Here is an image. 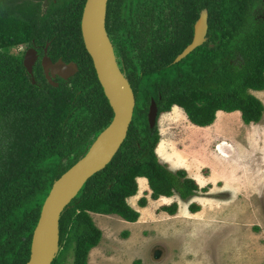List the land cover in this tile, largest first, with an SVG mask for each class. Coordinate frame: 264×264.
<instances>
[{
  "label": "trees",
  "instance_id": "obj_1",
  "mask_svg": "<svg viewBox=\"0 0 264 264\" xmlns=\"http://www.w3.org/2000/svg\"><path fill=\"white\" fill-rule=\"evenodd\" d=\"M86 1L0 0V264L27 263L53 182L87 152L113 118L83 41ZM260 1L109 0L114 32L122 15L126 22L133 13L144 20L141 37L153 59L142 78L135 79L138 101L126 139L62 213L61 257L52 264H62V256L70 250L73 264H88L90 250L102 239L91 212L138 221L141 213L128 198L138 193L139 177L147 179L153 200L176 194L187 200L209 191L210 186L201 187L185 169L173 171L160 160L159 128H151L148 121L151 98L157 102L158 118L177 105L197 126L213 124L220 110L240 111L246 124L260 122L264 104L250 92L264 89V19L252 13ZM200 10L209 12L208 41L191 54L193 60L188 56L168 66L161 59L169 49L190 42L194 22L190 14L194 12L196 19ZM256 23L262 25L255 27ZM33 40L42 48L50 41L47 54L54 61L78 64L70 82L58 77L59 86L49 83L39 61L33 83L23 55L11 51L21 43L31 46ZM116 52L120 58L118 47ZM163 64L164 69L154 71V65ZM138 203L146 207L147 197ZM201 208L196 202L189 205L192 213ZM178 209L177 201L159 207L171 215Z\"/></svg>",
  "mask_w": 264,
  "mask_h": 264
},
{
  "label": "rangeland",
  "instance_id": "obj_2",
  "mask_svg": "<svg viewBox=\"0 0 264 264\" xmlns=\"http://www.w3.org/2000/svg\"><path fill=\"white\" fill-rule=\"evenodd\" d=\"M12 50L22 53L23 48ZM250 92L264 104V89ZM157 125L160 160L173 171L185 169L210 189L187 200L177 194L153 200L147 179L138 180L139 191L128 201L147 197L146 215L139 224L120 222L103 229L97 217L104 214L94 213L107 239L90 250L92 264H264V115L246 124L240 111L220 110L213 124L202 127L175 105ZM174 201L180 203L178 215L162 216L159 207ZM192 202L203 206L200 215L191 214ZM155 245L169 253L165 263L153 260ZM73 257V250L65 252L62 264H72Z\"/></svg>",
  "mask_w": 264,
  "mask_h": 264
},
{
  "label": "water",
  "instance_id": "obj_3",
  "mask_svg": "<svg viewBox=\"0 0 264 264\" xmlns=\"http://www.w3.org/2000/svg\"><path fill=\"white\" fill-rule=\"evenodd\" d=\"M107 5L108 0H87L81 19V31L85 48L92 58L98 80L112 107L113 118L99 132L87 152L53 182L33 232L30 258L26 264H52L61 250L60 219L63 211L87 180L111 162L126 139L134 117L135 94L128 77L119 66L114 44L107 32ZM207 31L208 12L204 10L195 23L193 40L176 57L175 62L180 61L202 45L207 40ZM37 58L38 55L34 49H29L24 57V65L32 74L33 83H35L33 65ZM42 65L47 80L54 86L59 85L54 81V77L57 75L68 79L79 70L76 62L67 63L63 59L53 62L47 54L42 58ZM158 111L157 102L153 98L148 111L151 128L155 127L158 122ZM168 255L169 253H166L164 247L154 246L153 260L162 263L161 259L163 258L165 263Z\"/></svg>",
  "mask_w": 264,
  "mask_h": 264
},
{
  "label": "flooded vegetation",
  "instance_id": "obj_4",
  "mask_svg": "<svg viewBox=\"0 0 264 264\" xmlns=\"http://www.w3.org/2000/svg\"><path fill=\"white\" fill-rule=\"evenodd\" d=\"M109 5L110 4H109V0H108L107 16H106L107 32H108V34H109V36H110V38L112 40V43L114 44L115 50H116L117 47L119 49V55H120V58H118L119 66H120L121 70L126 74V76L128 77V79L130 81V84H131V86L133 88V91H134V94H135V100H136V103H137V101H138V94H137L138 91H136L137 85H136L135 79L142 78V76L144 74V71L148 69L147 66L150 65L151 60L153 59V57L150 56V53L146 49H144V47L146 46V43H145V41H142V37H141L142 36L141 24L144 22V20H142L135 13H133V17L129 16L128 17V22H126V21H124V17L122 15L116 21L117 31L114 32L113 31L114 23H112L113 22L112 21V17L110 16V14L108 15ZM46 7H47V5L44 4L43 9H45ZM203 11L204 10H200V12H199V14H198L196 19H195L196 14L194 12L190 14V18L194 19L193 31H192V39L190 40V42L193 40V37H194L195 23L197 22L198 18L200 17V15H201V13ZM252 13H257V17L256 18L264 19V0H261L253 8ZM140 20H141V22H140ZM208 20H209V12H208ZM147 23H148V21H145V25H147ZM153 23L157 25V22L153 21ZM261 25L262 24L259 25L258 23H256L255 27H260ZM208 27H209V23H208ZM114 38L119 42L118 46H116ZM207 41H208V39H207ZM48 43H49V45L47 46ZM189 43H187L184 47H181V45H180V47H173L172 49H169L167 51L165 57L163 59H161V60H164V62H167L168 66H172V64L182 63V61L184 59H186L188 56H190L189 60H193L194 56H192L191 54L195 53L196 49L199 48L200 46H202L203 44H205V42L202 45L198 46L196 49H194L191 53H189L185 57H183L180 61L175 62L176 57L180 53L183 52V50L188 46ZM211 44H213V43H210V45ZM49 46H50V41H47V43L42 48L40 44H37L35 42V40H33V43H32L31 46H27V44H22L21 43L18 46L13 47V48H17V47L23 48L22 53L14 52L12 49H11V51L14 54H16V55H23V63H24L25 54H26V52L29 49H34L36 51V53L38 55V58H37V60L35 61L34 65H33V75L35 76V74H34L35 68L37 67L39 61H40L41 65H42V58H43V56L45 54H47V51H48L47 50L45 52V49H46V47L48 49ZM41 51H43V52L41 53ZM175 52H177V54L172 60L171 56ZM116 54H117V52H116ZM117 56H118V54H117ZM51 60L53 62H55L52 58H51ZM165 64H163L160 67H158L159 65H154L155 66L154 71H156V69H164L165 68ZM151 66H152V64H151ZM42 68H43V65H42ZM42 70H43V73L45 74L44 68ZM30 75L32 77V74H30ZM74 76H71L68 79H63V78H61V77H59L57 75L56 77H54V81L57 80V78L59 77V78L63 79L65 82H70L71 78L74 77ZM45 77H46V74H45ZM35 82H36V80H35ZM58 83H60V82H58ZM152 99H153V97L151 98V100ZM158 115H159V111H158ZM157 124H158V122H157Z\"/></svg>",
  "mask_w": 264,
  "mask_h": 264
},
{
  "label": "crops",
  "instance_id": "obj_5",
  "mask_svg": "<svg viewBox=\"0 0 264 264\" xmlns=\"http://www.w3.org/2000/svg\"><path fill=\"white\" fill-rule=\"evenodd\" d=\"M140 179H142V180H144L143 179V177H140V178H138V180H140ZM149 188V187H148ZM199 193V192H198ZM161 197H166V196H161ZM158 200V199H157ZM129 202V204L132 206V207H134L135 209H137V210H139L140 211V213H141V216H140V218H139V220L138 221H136V222H129V221H127L126 222V220H124L123 218H121L120 216H118V215H116V214H104V215H102L101 217L100 216H98L97 217V221L98 222H100L102 225H103V229H106V227L107 226H112V227H114V225L116 224V223H118V224H120V222H124L125 224H129V225H134V224H139L141 221H142V219H143V217L146 215L145 213H144V211L143 210H145L146 209V207H141V206H139L138 205V200L137 201H135V202H130V201H128ZM179 203V202H178ZM180 204V203H179ZM201 204V203H200ZM180 206V205H179ZM203 207V206H202ZM179 210V209H178ZM160 212V211H159ZM202 212V210H200V211H198V212H195V213H192L191 212V214L192 215H194V216H198V215H200V213ZM162 213V216L164 215V214H166V215H169V213H167V212H165V211H162L161 212ZM93 214H94V212H91V215L93 216ZM100 214V213H99ZM171 215V214H170ZM178 214H176V215H173V216H177ZM157 218V217H156ZM109 223H113V224H109ZM121 225V224H120ZM100 228V227H99ZM102 230V229H101ZM102 236H103V231H102ZM104 237V236H103ZM102 237V238H103ZM259 238L260 237H257V238H253L254 240H256V239H258V241H257V243H259ZM103 239H107V238H103ZM262 240V239H261ZM96 250V247L95 248H93V250H92V252H94ZM92 252H91V254H89L90 255V257H89V264H92V259H91V257H92Z\"/></svg>",
  "mask_w": 264,
  "mask_h": 264
},
{
  "label": "clouds",
  "instance_id": "obj_6",
  "mask_svg": "<svg viewBox=\"0 0 264 264\" xmlns=\"http://www.w3.org/2000/svg\"><path fill=\"white\" fill-rule=\"evenodd\" d=\"M208 32V31H207ZM208 39V38H207ZM207 41V40H206ZM205 41V42H206ZM213 44H211V46H212ZM140 178V177H139ZM144 178V177H143ZM141 180V179H140ZM149 186V185H148ZM95 213V212H94ZM101 214V213H100ZM92 216V215H91ZM119 216V215H118ZM103 237V236H102ZM61 250H62V247H61ZM61 250L59 251V252H61ZM74 258V257H73ZM88 259H89V257H88ZM73 264V263H72ZM167 264V263H166Z\"/></svg>",
  "mask_w": 264,
  "mask_h": 264
}]
</instances>
